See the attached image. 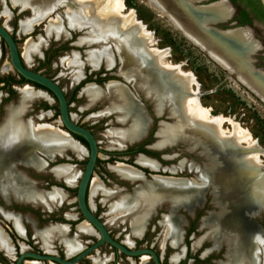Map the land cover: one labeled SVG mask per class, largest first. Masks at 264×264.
Segmentation results:
<instances>
[{"label": "bare ground", "instance_id": "1", "mask_svg": "<svg viewBox=\"0 0 264 264\" xmlns=\"http://www.w3.org/2000/svg\"><path fill=\"white\" fill-rule=\"evenodd\" d=\"M189 1L191 0H148L154 9L163 12L169 21L180 29L186 38L204 49L222 66L232 67L239 79L245 80L255 90H262L264 94V74L255 72V69L252 70L250 67L252 64L246 65L243 61V54L247 55L255 51L257 44L252 43L251 38L245 35V31L221 34L210 28V24L226 21L231 16L232 8L229 2L220 1L201 9L198 6L191 7ZM10 2L14 6L28 8L32 11L31 18L21 20V27L25 32H30L34 25L36 26L47 16L45 31L47 35L53 34L56 38L67 36V32L63 28L60 17L54 16V18L49 15L56 6L61 7L58 5L64 3V11L68 17L66 25L73 28L89 25L94 33L92 39L101 42L99 47L89 51L88 54V62L94 69H97L102 62L106 67L113 65V55L102 41L111 39L123 64L128 60L126 54L131 55L135 61L134 64L126 65L124 74L143 73L145 88L156 91L153 94L155 111L160 113L168 107L170 113L176 118L172 127L165 130V133L162 130L158 131L161 142L182 137L189 141L190 147L201 145L202 152L208 158L201 169V182L184 177L153 175L151 181L139 185L135 190L141 203L139 201L134 203L130 197L118 195V199L111 204L110 220L115 221L117 217H128L130 233L138 237L142 235L148 216L162 194L168 193L173 198L172 211L176 209V205H181L191 211L194 205L203 203L201 200L208 188L211 189L212 202L218 210L209 212L206 217H203L201 226L206 227L204 235L213 240L214 246L222 240L230 242V246L235 244L233 220H237V217L240 222H244V228L247 227L253 231L249 233L247 230L246 234L240 237L242 241L238 252L234 257L227 255L225 264H264L262 239L254 224L249 220L251 214L264 209V165L260 159V156L264 154V149L259 146L247 129L222 114H211L209 108L200 104L197 92L198 83L194 74L182 70L180 63L165 60L169 52L165 48L155 46L152 32L135 15L133 9H125L123 0H10ZM249 30H247L248 33ZM45 44V40L34 43L28 38L24 55L29 57L32 54H40ZM67 63L68 67L75 71L76 77H79L82 69H80L81 64L77 55ZM105 88L110 98L107 111L115 113L121 122L126 119L130 122L122 129H108L106 135L114 145L119 148L124 147L130 141H134L133 139L142 136L148 126V120L139 111L137 102L133 98L134 95L132 96L122 83L110 81L106 83ZM20 91L22 94L18 100V106L6 107L3 122L0 124V194L6 200L12 196L50 210L61 202L65 194L56 187L48 191H37L24 184L15 168L16 161L23 160L36 167H44L46 166L45 160L38 157L34 150H40L50 159L55 154H64L65 151L81 156L85 150L66 130L56 128L46 122L32 123L30 120H24L22 116L30 104L41 96L45 97V93L35 90L29 84L22 86ZM83 92L91 102L97 99L101 101V97L106 94L105 91L100 92L98 85L93 83L86 84ZM225 122L230 124L231 129L223 127ZM226 159L240 166V171L227 169L224 164ZM136 162L151 169L157 168V163L143 154L137 156ZM220 165L225 166V171L233 177L231 183L226 184L223 176L215 181L214 167ZM109 167L120 177L130 181H142L145 177L140 169L122 162L110 164ZM50 171L54 177L63 180L68 185H74L76 178L79 177V171L75 165L69 163L54 166L50 168ZM244 171L250 173L248 177H240L239 172ZM89 190L90 194L101 192L107 198L114 194L110 189L104 188L95 178H92ZM10 219L16 232L24 236L25 229L20 218L12 216ZM163 222L165 223L164 237L169 236L171 246L180 247V252L172 256L177 261L184 252L180 237L183 218H173L169 214L164 217ZM77 228L86 233L94 230L85 220L79 223ZM65 233L66 226L63 224L51 225L43 231H36V235L43 241L42 247L45 251H50L51 240L57 237L64 242L67 254L78 252L77 250L81 249L78 243L65 240ZM162 239L163 245L164 238ZM126 241L129 246L132 245L131 240L126 239ZM0 249L14 260L10 239L1 228ZM148 258L147 255H142L140 264H144ZM91 260L92 264H103L99 257L94 256ZM24 264L43 263L39 260H29Z\"/></svg>", "mask_w": 264, "mask_h": 264}, {"label": "rangeland", "instance_id": "2", "mask_svg": "<svg viewBox=\"0 0 264 264\" xmlns=\"http://www.w3.org/2000/svg\"><path fill=\"white\" fill-rule=\"evenodd\" d=\"M191 1H189V5L191 4V7L196 8L198 6L199 8L204 9L220 1L226 0ZM123 2L125 4V9H133L135 15L145 24L146 28L152 32V36L155 40V46L167 49L169 56L165 60L172 63H180L182 70L190 71L192 74H194L198 83L197 92L200 104L209 108L211 114H222L228 118H231L234 122H237L242 128L247 129L251 136L257 141L259 146L264 149V101L253 91H251L246 85H244V83L240 81L236 74L230 70H227V68L219 64L204 49L200 48L198 45L186 38L181 30L175 27L163 12L154 9L149 4L148 0H123ZM229 4L231 5L230 2ZM58 6L61 7L56 6L57 8L55 7L53 9L54 11H52L49 16L60 17L63 28L67 32V36L64 37L56 38L53 34L47 35L45 31L46 22L48 21L47 16L37 23L36 26L34 25L30 32H25L21 27V22L31 18L33 13L28 8L24 9L20 6L12 5L10 0H0V23L10 31L12 36H14L24 64L28 68L50 77L60 85L66 95L72 119L76 123L88 128L94 134L97 140L99 153L92 178H95L97 181L99 180L100 184L104 186V188H107L108 190L110 189L114 192V194L107 198L106 195L101 192H97L94 195L90 194V192L89 194L87 193L91 210L96 216L100 218V220L105 223L110 235L113 238L120 241L121 243L126 244V239L131 240L132 245L130 248H153L160 256L163 264H225L227 255L230 254L231 257H234L238 252L242 241L240 240V237L244 236L247 230L249 233H252L253 231L251 229H247V227H245V230L244 222H240V219L237 217V220H233V235L235 244L230 246V242L227 240H222L218 245L214 246L213 240L204 235L206 233V227L201 226V219L203 217H206L209 212H216L218 210L217 206L212 202L213 194L211 189L207 188L204 194L205 196L201 200V202L204 204L202 203L194 205L193 209H195H192L191 211L187 210L181 205L176 204H174V206L176 205V209L172 211L173 204L171 202L173 198L168 193L162 194L160 197H158V200L155 203L156 206L154 205L152 209L153 211L151 210L150 215L148 216L142 235L138 237L131 235L128 217H117L115 221L110 220V213L112 214L111 204L118 199V195L130 197V200H132L134 203L137 201L140 202L139 198L135 194V190L139 185H142L145 182H149L153 179H149V176H147L148 179L143 176L145 180L143 179L142 181L138 182L128 180L131 182V184H128L122 180H119L116 177L118 174L114 172L116 174L115 175L109 170L111 168L108 169L110 164H114L115 161H122V163L125 162V164L127 163L144 170L145 173H156L160 176L165 175L171 177H184L188 179H195L197 182H201V169L205 166L208 158L202 152L201 145L190 147L189 141L183 139L182 137L178 136L179 138L175 137L173 138L174 140L171 138L167 139L166 142H161V137L159 136L158 131L162 130L165 133V130L169 129V127H172L176 118L170 113L168 107L164 108L160 113L155 111L153 94H155L156 91L147 90V88H145L146 85H143V80L145 78H143V76L145 75L143 73L136 72V74L133 75L124 74L126 65L135 63V61L131 58V55L129 56L126 54L129 61L127 60V63L123 64L119 59L117 49L111 39L102 40L103 44L108 46L111 54L113 55V59L118 58L121 65L116 62L115 66L112 65L113 67L111 66L112 68H110L106 67L102 62L99 68L93 70L87 59L88 54L89 51L99 47L101 42L92 39L94 37V33L92 32V28L89 25L74 28L68 27V25H66L67 23H65L67 21L66 19L68 18L64 11L65 4L63 3ZM231 8L232 14L226 21H217L210 24V26L220 30L249 28L250 30H247L250 31L252 39L254 38L253 40L256 42L257 48L248 55V60L254 68L264 71V27L259 24H253V22L243 25H240L238 22L237 24H233L232 20L236 15V9L234 5H231ZM28 38H30L34 43L45 40L46 44L44 47H42L40 54H32L29 57L24 55ZM76 55L81 64L80 69H82V73L79 77H76L75 71L69 68L67 63L68 60L74 58ZM102 65L106 68H104ZM118 68V72L125 79H138L136 86L140 89L141 93L138 92L134 86L121 80L116 75ZM3 76L10 77L12 81L13 79H19V76L10 64L7 47L4 41L0 39V78ZM99 78H104L105 80L98 82L97 79ZM83 80H90L85 84L93 83L98 85L100 92H106V94L101 97V101H99L100 99H97V101L94 100V102H91L88 99V97L83 92L85 84L75 90V88ZM108 80H117L116 82H120L122 84L125 83L128 85L130 89L125 84H123L125 88L132 94V96L134 95L133 98L137 102L139 111H141L148 120V126H146L148 130L145 128L144 133L142 136H140V138L138 137L137 139H133L134 141H130L129 144L127 143L124 147L120 148L114 145L108 139V136L106 135L107 130L111 128H125L130 124V122L128 119L121 122L117 119L115 113L107 111L110 105V98L107 94V90L105 88L106 86H103V84ZM12 81H9L8 85L5 84L2 86L0 84V124L3 122L6 107L15 108L18 106V100L22 94L20 88L25 84H29L33 86L35 90L45 93V97L41 96L35 99L30 104V107H28L27 111L23 114L22 118L24 120H30L32 123H50L56 128L63 129L59 120L57 101L50 92L36 87L31 83L25 82L23 83L24 85H19L17 83H13ZM1 87L4 88L1 89ZM153 113L159 117H155ZM165 113H167L173 119L168 118ZM158 122L159 125L157 128ZM223 127L228 130L231 129L230 124L227 122L223 124ZM155 132L156 137L154 136ZM71 136L73 139L78 141L81 146H83L85 150L84 154L77 156L71 151H65L64 154H55V156H62V158L58 157L54 161H49V167L51 168V165L55 166L58 163L73 164L79 171L78 176L80 177L81 171L84 168L87 159V146L73 135ZM144 137H146V139L143 142L140 144H134L139 142ZM179 142H185V144ZM141 144L144 145L143 147L148 144H153L155 147H174H167L164 150H154L143 148ZM156 144L160 145L158 146ZM140 146L142 149H146L147 151L154 153L144 154L154 158L153 160L157 163L156 169L161 167L159 164L160 162L162 166H164L165 171H149L148 169L142 168L135 164L138 156L137 154L143 152H135L132 149ZM34 153L38 157L41 156L47 160L45 158L47 156L40 150L36 149L34 150ZM163 154L166 157L165 159H161ZM260 159L264 165V154L260 156ZM22 166L26 168H23ZM15 168L18 174L21 176L22 182L32 187L34 190L48 191L53 187H56L59 188L65 195L59 204H57L54 208L47 210L40 205H33L29 201L15 199L12 196H10L11 199L22 201L27 204H18L14 201L9 202V204H4L3 200L1 199L3 196L0 194V228L10 239L14 256V251L16 252V255L20 251L24 250H31L40 253L45 252V249L42 247L43 241L36 235V231H43L45 228L56 224L65 225V240L77 242L80 246L79 248L81 249L96 241L98 234L95 230L83 234L81 233L83 231L78 230L76 227L79 223L84 221L78 211L75 200L76 185L79 177L76 178L74 185H65L62 182L63 180L55 181L51 176L52 173L50 169H46V166L36 167L34 165L28 164L26 161L18 160L15 163ZM225 170V166L223 165L214 167L213 175L215 177V181H218L220 176H223L226 184L231 183L233 177ZM239 173H241L239 174L240 177H248L250 174L247 171ZM28 204L33 207L29 206ZM169 214H171L173 218H183L180 237L181 246H183L184 252L183 256L181 255L177 261H175L172 256L174 253L180 252V247L176 248L171 246L169 243V236L164 237L165 223L163 222V219ZM12 216H17L20 218L25 229L24 236L21 237L16 232L15 228H13L14 226L10 219ZM108 219L110 221H108ZM249 220L257 229V232L262 239L261 245L264 248V213H258V211H256L254 214L249 216ZM162 237L164 238L163 245ZM63 244L64 242L56 237V239L54 238V240H51V245L49 248L50 251L47 252L57 254L61 257H68L69 254H67L66 247ZM75 253L76 252H74V254ZM71 255H73V253L69 256ZM6 256L4 251L0 249V264H13V260ZM91 256L92 257H89L90 259H92L94 256L99 257L103 264L141 263V257H127L120 252H116L108 244L100 246L98 248V252H96V254L93 253ZM40 262L43 264L51 263L49 261ZM145 262L144 264H153L149 258ZM79 264H92V260L90 262L89 259L83 258Z\"/></svg>", "mask_w": 264, "mask_h": 264}, {"label": "water", "instance_id": "3", "mask_svg": "<svg viewBox=\"0 0 264 264\" xmlns=\"http://www.w3.org/2000/svg\"><path fill=\"white\" fill-rule=\"evenodd\" d=\"M258 1H259L260 5L264 8V0H258ZM256 23H258V22H256ZM0 39L4 41V43L7 47L10 64L13 67L14 71L17 73V75L21 76L22 78L26 79L29 82L41 85L48 92H50L52 94V96L55 98V100L57 101L59 120H60V124L63 127V129L66 130L70 135H72V134L78 135L86 141L87 151H88L87 159H86V163L84 165V168L81 171L80 177H79L77 185H76L75 200H76V205H77L78 211L81 214L83 220L87 221L88 224H90V226L98 234L96 241H94L90 245L82 248L81 250H79L78 252H76L75 254H73L70 257H61L57 254H53V253H49V252H41L40 253V252L31 251V250L20 251L16 255V252L14 251L15 257L13 260V264H24V262L29 261V260L52 261L56 264H79V262L83 258H87L90 254H92L93 252H96L98 250V248L104 244H108L116 252H120L127 257L133 258V257H141L142 255H147L153 264H163L160 256L158 255V253L153 248H151V247L130 248L126 244L121 243L120 241L113 238L110 235L105 223L102 220H100V218L93 213V211L91 210V208L88 204L87 193L89 191L90 183L92 181V175L94 173V168H95L96 160L98 158V153H99L97 140H96L94 134L88 128L76 123L72 119V116H71L70 111H69V105L67 102L66 95L64 93V90L60 87V85L55 80L51 79L50 77H48V76H46V75H44L38 71H35V70L28 68L24 64V62L22 60V55L20 54V52L18 50L17 43H16L14 37L12 36L10 31L1 23H0ZM116 62H118L119 65H121L119 59L117 58V59H114L113 66H115ZM103 67L106 68L105 66H103ZM112 67H110V68H112ZM119 68H120V66H119ZM119 68L117 69L116 75L121 80H123V81L131 84L132 86H134L135 89L141 93L140 89L137 88V86H136L138 79L137 78L136 79L130 78L129 80L125 79L118 72ZM92 69L95 70L94 68H92ZM107 69H109V68H107ZM109 81H113V80H108L107 82H109ZM114 81H117V80H114ZM107 82H104L103 86H106ZM127 87L130 89V87L128 85H127ZM165 115L168 118H172L167 113H165ZM154 116L159 117L155 114H154ZM151 120H152V118H151ZM152 123H153V120H152ZM152 123H151V126H152ZM158 125H159V122L157 123V128H158ZM148 134H147V136H148ZM154 136L156 137V132H155ZM146 137H144L139 142H136L134 144H140L141 142H143L146 139ZM179 143L185 144V142H179ZM167 147H174V146L155 147L153 144H151V145L148 144L145 146V148H147V149H154V150H164ZM139 154H143L149 158H152V157H150L144 153H139ZM139 154H137V155H139ZM58 157L62 158V156H55L53 159H48V160L54 161ZM165 158L166 157L163 154L161 156V159H165ZM152 159H154V158H152ZM226 160L227 161H224V164H225L227 169L240 171V166L238 167L235 163L231 162L230 159H226ZM45 162H46V165H47V163H49V161H47V160H45ZM120 162H122V161H120ZM116 163H117V161H115L114 164H116ZM60 164H65V163H60ZM60 164L58 163L55 166L60 165ZM114 164H111V165H114ZM135 164L139 165L142 168H146L149 171H158V170L165 171L164 166H162V164L160 162H159V164L161 165V167L156 169V170L151 169V168L146 167V166H143V165H140L136 161H135ZM127 165H130V164H127ZM131 166H133V165H131ZM23 168H26V167H23ZM135 168H137V167H135ZM137 169H139V168H137ZM141 172L146 178H147V176H149L150 177L149 179H152L153 175H159L156 173H154V174L145 173L144 170H141ZM51 176L53 177V179L55 181H62V180L54 177L52 174H51ZM163 176H165V175H163ZM117 177L119 178V180H122L128 184H131L130 181H128L126 179H122L118 175H117ZM62 182L65 185H67L64 181H62ZM1 199L3 200L4 204H9V202H12V201L17 202L18 204H23V205L27 204V203L22 202V201H17V200L11 199V197H9V200H7V201L3 197H1ZM29 206H31V205H29ZM31 207H33V206H31ZM259 212L264 213V210L263 209L259 210L258 213ZM251 217H253V216H251Z\"/></svg>", "mask_w": 264, "mask_h": 264}, {"label": "flooded vegetation", "instance_id": "4", "mask_svg": "<svg viewBox=\"0 0 264 264\" xmlns=\"http://www.w3.org/2000/svg\"><path fill=\"white\" fill-rule=\"evenodd\" d=\"M227 1H229L231 3V5H234V7L236 9V15H235L234 19L232 20L233 24H237V22H238V23H240V25H243V24L253 22V24H259L262 27H264V21L256 16L254 9L249 4H247L244 0H227ZM256 22H258V23H256ZM9 81H12V79L8 78V77H4V76L0 78V84L2 86L5 84L8 85ZM13 83H15V82H13ZM17 84L20 85L23 83H17ZM141 146L143 147L144 145L141 144ZM143 148H145V147H143ZM45 158L47 159V161H50V160H48L49 158H47V157H45ZM49 166H50L49 163H47L46 169L47 168L50 169ZM52 167H53V165H51V168Z\"/></svg>", "mask_w": 264, "mask_h": 264}, {"label": "crops", "instance_id": "5", "mask_svg": "<svg viewBox=\"0 0 264 264\" xmlns=\"http://www.w3.org/2000/svg\"><path fill=\"white\" fill-rule=\"evenodd\" d=\"M222 21H224V20H222ZM212 30H215V31H217L218 33H223V34H229V33H236V32H238V31H245V35L246 36H248V38H251V41H252V43H254V44H256L255 42H254V40L252 39V36H251V34H250V32L248 33V31H247V28H236V29H228V30H220V29H215V28H213V27H210ZM240 29V30H239ZM237 30V31H236ZM219 31H221V32H219ZM227 31V32H226ZM230 31V32H229ZM247 32V33H246ZM250 35V36H249ZM256 46V45H255ZM256 48H257V46H256ZM252 52V51H251ZM249 53H250V51H249ZM248 55L249 54H243V61H244V64H246V65H248V64H250L251 65V63L249 62V60H248ZM246 58V59H245ZM245 61H248V62H245ZM113 63H114V61H113ZM239 63V65H240V62H238ZM243 64H241V66H242ZM251 68H252V70L253 69H255L254 71L255 72H257V73H260V74H264V71H261V70H258V69H256V68H253V66L251 65L250 66ZM225 68H227V70H230V71H232L234 74H236L237 75V73L235 72V70L231 67H226L225 66ZM259 74V75H260ZM237 77H238V75H237ZM239 78V77H238ZM240 81L242 82V83H244V85H246L251 91H253L258 97H260L262 100L264 99V94L262 93L263 91L262 90H255V88H253V87H251V85L249 84V83H247L245 80H241L240 79ZM110 82V81H109ZM108 83V82H107ZM123 84H125V83H123ZM126 85V84H125ZM127 86V85H126ZM81 95H82V93H81ZM264 101V100H263ZM110 167L108 166V169H109ZM150 168V167H149ZM111 172H113L114 173V171H112L111 169H109ZM115 174V173H114ZM117 174V173H116ZM115 174V175H116ZM116 177H117V175H116ZM118 178V177H117ZM122 178V177H121ZM119 179V178H118ZM124 179V178H123ZM127 180V179H126ZM136 182H138V181H136ZM88 194H89V191H88ZM88 204H89V201H88ZM89 206H90V204H89ZM91 208V207H90ZM77 227V226H76ZM81 233H83V234H85L86 232H81ZM110 233V232H109ZM22 237V236H21ZM124 244H126V243H124ZM127 245V244H126ZM127 246H129V245H127ZM130 247V246H129ZM84 248V247H83ZM81 250V249H80ZM44 251V250H43ZM45 252H47V251H45ZM96 252H98V250L96 251ZM96 252H93L94 254H96ZM93 253L92 254H90L88 257H87V259H89V261L91 262V259L89 258L91 255H93ZM72 256V255H71ZM68 257H70V256H68ZM9 258V257H8Z\"/></svg>", "mask_w": 264, "mask_h": 264}, {"label": "trees", "instance_id": "6", "mask_svg": "<svg viewBox=\"0 0 264 264\" xmlns=\"http://www.w3.org/2000/svg\"><path fill=\"white\" fill-rule=\"evenodd\" d=\"M247 4H249L255 11L256 13V16L260 19H262L264 21V8L260 5L259 1L258 0H244ZM14 37V36H13ZM15 39V38H14ZM19 76V75H18ZM10 78V77H8ZM98 82H102V80L104 81L105 79L104 78H99L97 79ZM90 80H83L80 82V84L75 88V90H77L80 86H82L83 84H85L86 82H88ZM12 82H15V83H25V82H29L27 81L26 79L22 78L21 76H19V79L18 80H14ZM31 83L32 85L36 86V87H39V88H42V89H45L44 87H42L41 85L39 84H36V83H32V82H29ZM4 87H1V89H3ZM46 90V89H45ZM75 138L79 139L81 142H83L86 146H87V143L86 141L78 136V135H75V134H72ZM133 151L135 152H143V153H146V154H154V153H151L150 151H147L146 149H142V147H137V148H134L132 149Z\"/></svg>", "mask_w": 264, "mask_h": 264}]
</instances>
